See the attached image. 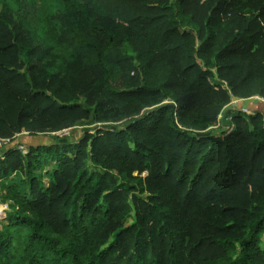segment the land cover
<instances>
[{
	"label": "trees",
	"instance_id": "1",
	"mask_svg": "<svg viewBox=\"0 0 264 264\" xmlns=\"http://www.w3.org/2000/svg\"><path fill=\"white\" fill-rule=\"evenodd\" d=\"M26 2L33 31L0 16V136L122 127L0 155L8 264H264V116L209 128L264 98V0Z\"/></svg>",
	"mask_w": 264,
	"mask_h": 264
},
{
	"label": "rangeland",
	"instance_id": "2",
	"mask_svg": "<svg viewBox=\"0 0 264 264\" xmlns=\"http://www.w3.org/2000/svg\"><path fill=\"white\" fill-rule=\"evenodd\" d=\"M29 11L30 8L26 0H0V16L7 15L17 19L23 17L25 19L24 24L27 27L31 26L26 19L27 15H31ZM26 12H28V14H25ZM32 24L36 25L34 21H32ZM31 31H33V29H31ZM79 100L83 101V97L80 96ZM235 111H241L246 114L260 112L264 116V98L257 95L243 99H233L232 97L231 101L224 106L221 113L218 115L216 122H214V124H212L209 128L211 130H217V132L231 131L233 129L231 115ZM121 121L122 118L116 119L115 121L92 123L91 118L89 117L88 119L83 120V122H80V124L51 133H29L28 131L22 130L10 137V142L5 145L4 150H0V155L9 149H17L21 152L22 149H20L19 146L24 148L27 152V147L30 145L53 144L61 137H66L69 141H75L82 135V132L86 127L93 128L94 130L107 128L108 126L122 127ZM43 180L46 182L47 179L44 178ZM0 204L2 205L0 207V219H2L6 216V212L10 209V205L8 203ZM129 222V219H127L125 223L128 224ZM8 262L9 261L6 255L0 252V264H8Z\"/></svg>",
	"mask_w": 264,
	"mask_h": 264
},
{
	"label": "built area",
	"instance_id": "3",
	"mask_svg": "<svg viewBox=\"0 0 264 264\" xmlns=\"http://www.w3.org/2000/svg\"><path fill=\"white\" fill-rule=\"evenodd\" d=\"M10 142V137L9 138H6V137H1L0 136V150H4L5 149V145L8 144ZM21 150V152L23 154H26V150L24 148H22L21 146H19Z\"/></svg>",
	"mask_w": 264,
	"mask_h": 264
},
{
	"label": "water",
	"instance_id": "4",
	"mask_svg": "<svg viewBox=\"0 0 264 264\" xmlns=\"http://www.w3.org/2000/svg\"><path fill=\"white\" fill-rule=\"evenodd\" d=\"M233 99H239L238 97L234 96Z\"/></svg>",
	"mask_w": 264,
	"mask_h": 264
},
{
	"label": "crops",
	"instance_id": "5",
	"mask_svg": "<svg viewBox=\"0 0 264 264\" xmlns=\"http://www.w3.org/2000/svg\"><path fill=\"white\" fill-rule=\"evenodd\" d=\"M29 144H30V143H29ZM34 145H35V144H34ZM34 145H33V146H34Z\"/></svg>",
	"mask_w": 264,
	"mask_h": 264
}]
</instances>
